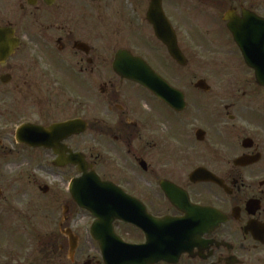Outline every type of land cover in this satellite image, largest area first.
I'll list each match as a JSON object with an SVG mask.
<instances>
[{"label": "flooded vegetation", "instance_id": "af4514ba", "mask_svg": "<svg viewBox=\"0 0 264 264\" xmlns=\"http://www.w3.org/2000/svg\"><path fill=\"white\" fill-rule=\"evenodd\" d=\"M129 56L144 59L159 85L181 91L173 100L182 107L123 75ZM191 57H207L204 75L189 70ZM258 71H264V0H0V257L28 248L22 243L15 253L2 245L9 218L17 216L35 235L31 264L53 256L57 264H106L93 231L105 241L112 227L125 243L149 244L144 255L151 262L143 264H264ZM70 122L74 132L59 131L67 137L58 154L5 141L24 124ZM15 149L26 152L18 167H48L58 182L6 177L1 168L15 165ZM80 160L97 175L91 182L111 185L106 201L91 196L102 219L70 192L72 180L83 176ZM102 189L92 186L91 195ZM32 196L46 199L38 205ZM124 208L139 225L112 218ZM49 211L60 215L51 239L45 221L37 229L39 213ZM165 218L179 224L165 231L154 222ZM81 227L91 231L90 247L80 245ZM69 231L78 237L73 251ZM177 238L181 254L174 261ZM155 247L165 249V259L152 262Z\"/></svg>", "mask_w": 264, "mask_h": 264}, {"label": "water", "instance_id": "95a60500", "mask_svg": "<svg viewBox=\"0 0 264 264\" xmlns=\"http://www.w3.org/2000/svg\"><path fill=\"white\" fill-rule=\"evenodd\" d=\"M168 43V41H167ZM171 52L174 53V51L170 48ZM173 56L179 61H181V57L179 55L173 54ZM129 61V63H128ZM127 64L126 67H123L121 70V73L123 75H126V77L135 80L142 84L143 86L147 87L151 91L155 92L158 96L162 97L164 100L170 103L171 106L175 108H181L182 102L173 100L174 97H183L182 93L178 91L177 89L169 88L167 85L165 86L163 83L160 85L157 83V80L162 79L159 77L157 73H155L152 68L141 58H133L128 57V59L124 62V65ZM118 65H123V62L120 60L118 61ZM135 65H138L139 67L134 68ZM141 66V67H140ZM258 76L261 77L264 75V71H258ZM263 78H259L261 81H264ZM159 78V79H158ZM165 90L167 91L165 93ZM76 126V123L70 122V123H64V124H55L48 128H42V127H35L31 125H25L22 126L18 132H17V140L19 142H26L32 146H45L47 148H53L58 153V147L60 146V140L65 139L64 135H60L59 131L63 129H73ZM33 132V133H30ZM71 132V133H73ZM84 163L80 160V167L79 170L83 172V176L75 179L71 183V193L75 200L84 208L91 210L96 216H99L100 219H102V213L97 212L93 207H91V196L95 197V200L99 201H106V193L107 191L105 188H109L110 184H104L100 181L91 182V177L95 176L96 174H88L86 166L83 165ZM102 186V190H96L95 195H91L93 193L91 191L92 186ZM126 198V197H125ZM132 203L135 202V200L131 201ZM129 210L131 208H128ZM121 219H124L126 221H130L134 224L139 225L138 222V216L134 214L131 211L124 210L121 213H118L116 216ZM154 222L156 225H165L166 229L165 231H168L169 229H172L173 225H178V219H172V218H165V219H154ZM109 238H106L105 241L102 240L99 236L96 235V233L93 231V234L97 237V239L101 243V250L103 252V257L106 264H143L145 262L150 263L151 261L148 260V257L144 255L149 250V244L142 246L127 244L122 242L119 238L116 237L113 227L108 231ZM69 237L71 241V247L72 250L77 246V240L78 238L75 237L70 231ZM111 238L112 241H117L116 246H110L106 245V241H108ZM154 240H151L153 242ZM179 238L176 239L175 242V248L177 249V252H175L176 259L174 261H177L179 258V255L181 254V246L178 244ZM147 249V250H146ZM154 253L151 256L152 262L158 261L160 259H165V256L168 255L167 252H165V249L163 247L160 248H153ZM142 258H145V261L142 260ZM154 258V259H153Z\"/></svg>", "mask_w": 264, "mask_h": 264}, {"label": "rangeland", "instance_id": "374dc122", "mask_svg": "<svg viewBox=\"0 0 264 264\" xmlns=\"http://www.w3.org/2000/svg\"><path fill=\"white\" fill-rule=\"evenodd\" d=\"M150 59L152 60V55H149ZM207 65V57H191L190 60V68L189 70L193 71V74H198L199 76H202L205 74V71L203 69ZM200 70L199 72H194L197 70ZM179 71V69H177ZM176 80H179V78L175 77ZM193 80V77H191ZM18 123V122H17ZM3 136H0V138ZM6 138V144L7 145H12L13 143L16 144V137L12 134L8 135L5 137ZM9 138V139H8ZM26 152H23V150L20 149H15V152L13 153L14 158L13 161H15V165L11 166L8 170L5 168H1V172L5 174L6 177L8 178H15V177H20L23 178L25 176H31L33 182L34 179H37L39 181H42L43 184H48L51 185L53 182H58L57 180V175L54 174L52 170H50L48 167L41 166L34 164H26L24 163L20 167H18L17 164H20L19 160H22V156ZM68 177V176H67ZM31 190L33 193L37 194L39 193L36 186L34 184L31 185ZM33 197V196H32ZM41 201H44L46 198L41 197ZM40 199L33 197L32 201L36 202L38 205L40 203ZM52 204H56V199H49ZM66 201V200H65ZM26 203H29V198L25 200ZM5 204V202H3ZM34 204V203H32ZM24 207V206H21ZM18 205L14 203L13 201V209L16 210L18 209ZM56 215L52 216V214L49 212H41L39 213L37 219V229L40 230V222L42 221L45 224L46 227H48V239H51L52 236L55 234H52V231L58 230V220L60 218V215L58 212H55ZM1 221L2 219V214H1ZM10 224V232L9 236L5 235L4 233L2 234V245L5 247H8L10 250L13 252H17L18 249L17 247L20 246V244H24V246H27V249H24V254L21 256H18L15 254L14 256L11 255H4L1 254L0 257V264H31L32 257L34 256V246L32 245V241L35 240V235L33 232H29L26 229H24L23 225L20 223V220L17 219V216H12V218H9ZM79 237H80V245L83 248H87L91 246V234L88 229L85 227H81L78 231H75ZM61 239V238H60ZM66 240V238H64ZM38 240V238L36 239ZM14 257V258H13ZM16 260V261H15ZM47 264H57V260L53 256L52 258L48 257ZM63 264H68V263H63Z\"/></svg>", "mask_w": 264, "mask_h": 264}]
</instances>
